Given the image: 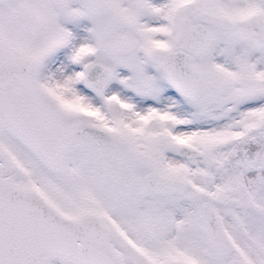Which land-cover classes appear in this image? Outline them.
<instances>
[{
    "label": "snow or ice",
    "instance_id": "obj_1",
    "mask_svg": "<svg viewBox=\"0 0 264 264\" xmlns=\"http://www.w3.org/2000/svg\"><path fill=\"white\" fill-rule=\"evenodd\" d=\"M0 264H264V0H0Z\"/></svg>",
    "mask_w": 264,
    "mask_h": 264
}]
</instances>
